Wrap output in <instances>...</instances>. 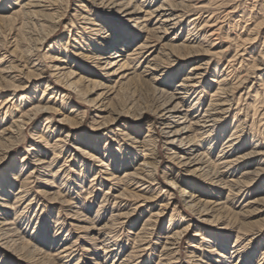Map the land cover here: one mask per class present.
<instances>
[{
    "label": "bare ground",
    "instance_id": "obj_1",
    "mask_svg": "<svg viewBox=\"0 0 264 264\" xmlns=\"http://www.w3.org/2000/svg\"><path fill=\"white\" fill-rule=\"evenodd\" d=\"M69 1L71 0H15L12 2L19 7L18 9L25 17L34 20L37 27L43 28L42 30L44 27L49 28L47 32L55 31L65 19L64 15L71 10L70 19L63 25L66 28L69 27L70 32L72 31L71 42L67 44L69 49L64 48L63 52L57 54L47 50L38 54L37 51H41V45L37 47V44H41L49 35L44 34L40 38H35L36 40L30 39L31 41L27 43L29 48L25 50L23 57L30 62L31 56H34L32 67L39 70L36 75L39 77L37 80L48 75L47 81L51 82L53 78L52 83L61 89L60 95L82 96L86 104L91 107L92 124L98 125L97 128L100 127L99 125L121 124L111 129L112 135L115 136L113 141L118 145L122 144H119V140L132 145L139 151L135 150L137 154L143 158L137 170L135 168L133 173L129 172L130 174L123 173L125 176L131 175L138 179L137 181L132 180L135 181V186L128 190L122 187L120 185L122 176H115L114 171L106 170L108 168L100 155L98 159L100 163L96 166L101 165V168L96 167L94 170L100 178V183L103 184V180H106L111 184L109 188L114 189L111 197L131 198L134 200V206L130 207V212L111 210L110 213L108 212L105 223L99 225L93 223L86 227L83 223L88 220L86 215L78 210L79 205L62 200L60 194L62 191L58 192L53 189L54 173L58 172H52L46 164L47 159L34 154L36 150L33 146H29L30 151L22 157L24 159L22 166L26 169L21 168L17 172L18 175L14 174L11 177V181L6 178L0 181V251H2L0 264H9L8 261L11 263L12 258L23 263L37 261L34 264H65L80 252L101 257L104 262L110 261V264H115L116 262L112 263L113 258L118 255V249L122 248V243H119L117 247L118 243H113L114 235L119 228L132 221L131 218L135 211L139 210L142 213L143 208L151 209L153 205L160 206V208L149 209L148 214L143 219L141 218L142 222L133 234L136 240L133 249L122 255L116 264H138L144 261V253L148 249L154 251L156 246H159L156 264H227L226 259L240 254L237 248H242L245 244L240 247L238 244L231 245L234 250L226 253V246L223 242H226L224 239L228 235L215 233L208 236L207 232L205 236L202 224L215 222L218 217L211 216V212L224 208L229 196H232L234 202L237 203L243 200L244 194L252 190L253 182L259 180V176L264 173V146H262V141L252 139L248 142L247 129L245 128L244 131L242 127L240 133L230 131L231 133L222 141L219 152L214 157L209 156L213 142H218L229 128V116L237 115L238 120L242 109L239 111L236 106L239 104L238 99L242 91L234 95V86H230L231 82L228 84L227 78L222 75L224 67L218 68V62L215 61V58L219 57L224 50L218 46L219 44L217 45L216 37H213L217 25L216 19H213L211 15L202 16L201 10L204 6L198 4L196 0H72V8L67 5ZM50 14L52 15L51 20ZM248 40L250 39L247 37ZM239 51L236 50L234 59H239L241 55H244ZM40 67L43 69L41 70ZM235 68L238 69V66ZM0 72L6 76L11 75L8 68H3ZM262 73L256 76L259 77ZM36 76L31 74L30 78ZM3 77L5 78V75ZM240 80L243 79L240 78ZM132 82L147 86L152 96L151 105L133 110L132 104L126 107H115L111 103V98L116 97L124 87ZM9 85L11 84L7 82L3 88H8ZM82 85L85 87L91 85V88L87 92L86 88L83 90ZM23 87L14 85L13 92L24 91ZM52 88L55 87L48 89ZM90 92L93 95L95 93V96L86 98ZM22 97L21 95L20 99ZM9 99L10 97L1 102L4 103L2 107L6 106ZM40 104L28 108V112H25L28 114L25 122L0 127V155L3 156L0 162L14 146L12 139L17 129L28 124L32 119L29 114L34 115L49 110L48 106ZM244 114L246 115V112ZM148 115L149 117L151 115V118L146 123L147 132L141 137L137 133H132L130 125H125L124 117L128 116L133 122L139 123L143 117L146 118ZM66 117L59 118L57 122L65 123ZM67 129L65 138L68 137L71 128ZM116 137L119 139L115 140ZM205 140L211 143L205 146ZM93 148L95 151H100L98 147ZM158 149L161 150L164 161L167 163L165 168L169 171H163L164 174L167 173L164 177L171 175V179L165 184L167 188L158 187L159 190L154 193L152 190L154 191L155 179L145 178L148 173H151L148 169L150 163L146 161V158L153 159L156 165L161 163L153 156ZM32 153L34 155L31 156ZM79 153L85 154L87 158L96 157L95 153L84 149H79ZM133 154L131 156H134ZM11 163L12 160L7 161L6 165ZM172 169L182 172L183 177L196 178L205 184L206 188L209 187V192L204 193L199 190L195 181L191 182L190 189H185L182 184L186 183L185 179L181 182L177 180ZM153 170L156 172L157 166ZM34 181L39 183L41 189L27 200L31 189L25 184ZM16 184L18 188H12L16 187ZM45 197L51 200V204L55 203L72 209L73 212L63 222L70 227L71 231L66 233V230L63 236L57 238L53 235L50 241L47 240L45 232L42 238L29 236L33 239L32 241L25 238L26 236L24 237L17 226L21 221L26 220L25 214L32 207L34 200L38 198L42 201ZM172 204L173 211L183 204L189 208L190 213L193 212L197 216L195 217L192 213L187 214L188 216L168 226L163 234L155 236L156 240H150L149 234H153L164 209ZM252 204L262 205L257 209L259 212H264V196H250L241 205L243 207ZM208 216L211 218L208 219ZM134 221L136 222V219ZM28 224L29 222L24 223L25 226ZM36 226L33 227L37 228ZM193 226L197 228L193 233L195 239L189 244L184 260L179 254L180 240ZM83 229L91 233L88 242L80 244L77 238L70 239ZM201 229L203 230L199 232ZM33 232L34 229L31 230V234ZM58 233H61L59 229L55 234ZM151 244L155 245L150 246ZM245 256L246 259H242L243 261L240 258V263L238 260L231 264H246L251 259V255ZM262 260H264V254L257 264H262ZM79 263H83L80 255L76 261V264Z\"/></svg>",
    "mask_w": 264,
    "mask_h": 264
},
{
    "label": "rangeland",
    "instance_id": "obj_2",
    "mask_svg": "<svg viewBox=\"0 0 264 264\" xmlns=\"http://www.w3.org/2000/svg\"><path fill=\"white\" fill-rule=\"evenodd\" d=\"M13 1L15 0H0V70L3 68H8V70H10L9 74H11L10 76H6V74L0 72V127L8 126V124L10 125L16 122H25L26 117L28 116V114H26L25 112L28 110V108L40 103V105L48 106L49 110L41 111L34 115L29 114L30 116H32V119H30L29 123L25 124L24 126L22 125L23 127L17 129V132L12 139L15 143L14 146L11 148V150H9L2 162H0V181L3 178L11 181V177L14 176V174L18 175L17 172H19L21 168L22 170L24 169V167L22 166L24 159L22 157L23 155H26L28 151H30L28 147L33 146L36 150L34 154L36 153L39 156L41 155L40 157H44V159H47L46 164L49 165V169L52 172H58L54 173L55 178L53 180V189L58 190V192L62 191L60 192V194L62 195V200H66L71 204L74 203L76 205H79L78 210L81 211V214L86 215L85 217L88 220L83 223L86 227L92 225L93 223L94 225L105 223L104 221L106 220L111 210H113V212H130V207L132 208L134 206V200L128 197L117 198V200L116 198H113V196L111 197V194L114 193V189L112 190L111 187L109 188L111 184L106 180H103V184L100 183V178L96 175L97 173L94 169L96 167L101 168V165L96 166V164L100 163L98 159L101 158L102 161L106 163L105 166L108 168L102 169L114 171L113 173L115 176H122L121 182L123 184L121 183L120 185L122 187H125L126 190L131 189L133 188V186H135V181L132 180H136L137 178H133L131 175L125 176V174L126 172L128 174L133 173L135 171V168L137 170V167H140L139 162H141L143 158L135 151L137 150V148L133 147L132 145L125 144L121 140H119V144H122H116L113 141L115 136L112 135L111 129L115 128L119 124L114 123L111 125H107L105 123L106 125H99L100 127L97 128L98 125L92 124L91 116L93 114L90 111L91 107L86 104V101L82 99V96L77 97L74 94H68L67 96L60 95L59 91L61 89L58 88V85H54L52 83L54 82L53 78L51 79V82L47 81L48 75L43 79L41 78L37 80V78L39 77H37L36 75L39 73V70H35L34 67H32L34 56H31L30 62L27 61V58L23 57V54L25 55V50L29 48L27 47V43H29L31 40L40 38V36H43L44 34L49 35L48 38H46L41 44H37V47H40L39 45H41V51H37L38 54L45 50L53 54H57L59 52H63L64 48L69 49L67 44L71 42L70 34L72 33V31L70 32L68 30L69 27L66 28L63 25L65 22H67V20L70 19L69 13L71 12V10H69V12L64 15L65 19H63V22L59 27H56L55 31L47 32V29L49 31V28L44 27V30H42L43 28L37 27L38 25L36 24V22L25 17V15L22 14V12L18 9L19 7L12 3ZM196 1L199 2L198 4H202L204 6L202 8L203 10H201L202 16L205 14L209 16L211 15L213 19H216L215 23L217 25L215 26V28L218 31H214L215 35L213 37H216L215 41L218 42L217 45L219 44L218 46L224 49L220 56L215 58V61L218 62L217 67H224L223 72L225 74L222 72V75L227 78V81L229 82L228 84H230L231 82L230 86H234L235 96L238 95L240 91H242V95H240L241 97L240 99H238L239 104L236 105L239 111L242 108L239 115L240 118L238 117L239 119L237 120V115L229 116V128H227L226 133H224V135L218 142L216 141L213 142L214 144L212 143L213 146L211 147L209 156L214 157L219 152L222 146V141L232 131H237L238 133H240V129L242 127H244V131L245 128L247 129L248 142L254 139L257 141H262V146H264V0ZM204 2H206L205 4L207 6L203 4ZM67 5L68 7L72 8L73 1H69ZM49 18L50 20L52 19L51 14L49 15ZM247 37L251 41L248 40V42ZM82 39L86 40L85 38ZM83 40L81 41V43L83 42ZM236 50H240L239 52H242V54H244L240 56L241 59H234ZM237 66L238 69L235 68ZM42 69L43 68H41V70ZM261 72H263V76L261 75L257 77L256 75H259ZM31 74L35 75L36 77L30 78ZM4 75L5 78L3 77ZM17 75H20V77H17ZM227 75L229 77H227ZM240 78L243 80H240ZM7 82H9V84L11 85H9L10 87L4 89L3 87L7 84ZM14 85L20 87L26 85V87H23L25 88L24 91L13 92L12 87ZM50 87L55 88L48 89ZM81 87L83 88V90H85L86 88L88 92V90L91 88V85H88L86 87L82 85ZM255 87H257L258 89H255ZM10 88H12V90H10ZM96 91L98 90L96 89ZM50 92L53 93L51 94ZM64 93L61 92V94ZM247 94L250 95L247 96ZM21 95L23 97L20 99ZM49 95H52L53 97H49ZM94 96L95 93L93 95V93L90 92L86 98H91ZM8 97H10L8 103H6L5 107H2L4 103L1 102L3 100H6ZM47 97L49 98L47 99ZM111 101V103L115 107H126L132 104L131 106L133 110L138 107L145 108L146 106L148 107L149 104L151 105L152 96L146 85L138 82H132L124 87V89H122L116 97H113V99L111 98ZM244 112H246L247 116L244 114ZM62 117H66L67 121L63 124H59L57 121ZM150 118L151 115L150 117L148 115V117H143L139 123H136L127 116L124 117V121H126L125 125L128 124L131 126L132 133H137V135L139 134L141 137L147 132L146 123ZM119 126H121V124ZM67 128L71 129L68 132V137L65 138L64 135L67 133ZM116 139L118 140L119 138L116 137L115 140ZM210 143V141H204L205 146L209 145ZM159 144L160 146L162 145L161 142ZM93 147H98L100 151H95ZM79 149H84L85 151L95 153L96 157L87 158L85 157V154L79 153ZM34 154L32 153L30 155L32 156ZM131 154H133L134 156H131ZM153 156L156 160H160L161 163H158V165H156L153 162V159L146 158V161L150 163V168H147L151 173H148V177L146 175L145 178H150L148 180H151V178L155 179V181L153 180L155 182L153 186L154 191L152 190V192L155 193L157 192V190H159L158 187L162 189L167 188L165 184L168 183V181L171 179V175H168L169 177H164L167 173L164 174L163 171H169L165 168L167 163L164 161L165 158H163L161 150L158 149V152L155 151V154ZM2 157L3 156L0 155V159ZM11 160L12 163L6 165V162ZM125 162L127 163L126 165L124 164ZM59 166L63 167L60 168ZM155 166H157L156 172L153 170ZM3 168L5 169L3 170ZM172 173L180 182L185 179L186 183H182L185 189H190L192 186L191 182L195 181V183L198 185L197 187L199 188V190L203 191L204 193L209 192V187L207 186L208 188H206V185L198 181L196 178L183 177L182 172L180 173L177 170L173 169ZM39 177L41 178L42 176L40 175ZM259 178L260 179L256 180L255 183L253 182L255 186H251L252 190L243 195L244 197L243 200H240L241 202L238 201L236 203L234 202V198H232V196H229V202L227 201L225 203L224 208L211 212V216L214 217L216 215L215 217H218L217 219H215V222L202 224V228H204L203 235L207 234V232L208 236L215 233H218L220 235H228V237L224 239L226 242H223L226 246V253L234 250V248H231V245L238 244L240 247L245 244L244 247L237 248L238 252L241 255L237 254L236 257L227 258V264L236 262L240 260V258L241 260H244L246 259L244 258L246 257L245 255L248 256L249 254L251 255V259L247 261L246 264H257V262L262 259V256L264 254V212H259L257 209L262 205L252 204L250 206L242 207L248 197L254 195L262 197L264 196V173L259 176ZM25 185L30 186L29 188L31 189L27 200L32 198L36 194L37 190L41 189L39 183L35 181L29 184L26 183ZM12 188H18V184H16V187L14 186ZM37 199H35L36 201L33 199L34 203L32 207L29 209V211L26 212V220L21 221V223L18 224L19 226H17L19 227L18 230L21 231L22 234H24V237L26 236L25 238L31 239L29 236H40L39 238H42L45 232L47 240L50 241L53 238V235L57 238L63 236L66 230V233L71 231L70 227L63 222L67 220V216L73 212L72 209L55 203L51 204V200H49L47 197H45V199H43L42 201ZM119 205L120 207H118ZM172 207L173 204L164 209L163 215L158 221L153 234H149L150 240H156L155 236L163 234L168 226H171L173 222L179 221L180 218L188 216L187 214L192 213V215H194L195 217L197 216L196 214H193V212L190 213L189 208L186 205L184 206L183 204H180L174 209L175 211L172 210ZM153 208L158 209L160 208V206L153 205L151 209ZM149 209L150 208H143L142 213H140L139 210H137L138 212L135 211L133 213V217L131 218L132 221L128 222L127 224H125V226L118 229V231L114 235L113 243L117 242V247L119 243H122V248L118 249L119 253L117 256H115V258H113L112 263H117L122 255L127 254L131 249H133V246L135 245L134 242L136 241L133 234L136 228L140 226L144 216L151 210ZM211 216H208V219H210ZM135 219L136 222L134 221ZM28 222L29 226H25L24 223L26 224ZM34 225L37 228H34ZM32 229H34V232L31 234ZM58 229L61 233L55 234ZM196 230V227H191L187 230L185 236H183L180 240L179 254L183 259L186 258L187 250H189V244L192 243V241L195 239L193 233ZM202 230L203 229L199 230V232H201ZM29 233L31 235H29ZM89 235H91V233L83 229L82 231L76 233V235L70 239L77 238L79 243L81 244V242H88ZM218 239L220 240V238ZM236 239L238 241H235ZM31 240L33 241V239ZM197 241H199V239ZM211 244H213V242ZM154 245L151 244L150 246ZM158 249L159 246H156L154 251L153 249H148L143 255L144 261L138 262V264H156L158 261ZM1 252L2 251H0V253ZM79 255L83 261V263L81 264H95L96 262H99L100 264H110V261L104 262L101 257H95L94 255L85 252L78 253L71 261H68L65 264H76ZM151 259H153V261ZM10 260H12V262L15 264H34L35 262H37L34 261L30 263H23L13 258ZM241 260L239 261V263L241 262ZM262 261L263 264L264 260ZM8 262L9 264L12 263H10V261Z\"/></svg>",
    "mask_w": 264,
    "mask_h": 264
}]
</instances>
